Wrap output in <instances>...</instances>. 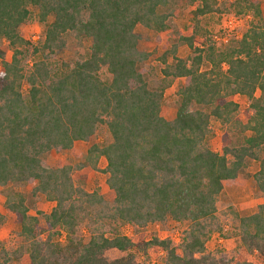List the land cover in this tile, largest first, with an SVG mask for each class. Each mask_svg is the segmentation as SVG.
<instances>
[{"label":"trees","instance_id":"1","mask_svg":"<svg viewBox=\"0 0 264 264\" xmlns=\"http://www.w3.org/2000/svg\"><path fill=\"white\" fill-rule=\"evenodd\" d=\"M184 2L195 6L193 24L165 53L171 62L159 59L157 79L146 64L149 54L138 47L136 27L159 40L177 0H0V46L6 41L13 49L8 62L0 48V188L5 210L20 227L17 252L12 256L1 247L0 264L13 258L22 264H135L132 250L162 252V264L234 262L225 253L208 252L206 243L223 230L216 205L224 184L243 177L252 162L258 163L253 181L264 194V26L256 0H234L235 14L250 13L253 22L240 40L218 49L198 21L220 11L216 0ZM30 8L43 25L35 47L18 32ZM69 41L78 57L72 65L57 64ZM180 45L190 50L184 60L176 56ZM177 79L183 83L168 120L163 96ZM237 94L249 100L244 119L237 118L239 106L231 100ZM212 120L223 128L220 152L207 144ZM100 127L109 141L92 144L78 169L106 175L111 203L98 190L76 184L71 165L46 161L87 142ZM101 158L106 165L99 170ZM25 187L29 192L20 190ZM37 196L53 204L49 213H29L28 199ZM3 220L0 214V225ZM168 220L183 226L177 245L121 233L126 225L143 229ZM235 221L245 254L235 264H255L254 253L264 259V204ZM61 233L64 241H55ZM110 252L119 256L110 258Z\"/></svg>","mask_w":264,"mask_h":264},{"label":"rangeland","instance_id":"2","mask_svg":"<svg viewBox=\"0 0 264 264\" xmlns=\"http://www.w3.org/2000/svg\"><path fill=\"white\" fill-rule=\"evenodd\" d=\"M234 0H216V6L219 8L216 13L206 17H198L199 24L203 25L209 32L211 38L210 43L216 48H224L230 41L240 40L244 33L249 28V24L253 18L252 15L242 14L236 15L231 6V2ZM261 11V23L264 26V0H256ZM194 5H187L184 0H177V6L175 16L168 22V30L159 35L157 40V34L151 30L144 28L143 26L136 27V33L139 35L138 47L141 51L149 54L146 62L147 66L154 68L158 74L159 79L160 68L162 64L159 59L162 56L166 57L168 63L171 62V58L166 56L170 46L176 42L177 38L191 29L193 21H191V14L194 10ZM30 19L21 24L18 29L20 35L30 42L32 45L38 46L43 36V25L37 20V9L30 8ZM52 21V17L47 19V23ZM258 21H256V24ZM84 49L89 46V42L85 41ZM197 46V45H196ZM1 51L3 59L10 61L13 53V49L8 45L6 41L1 43ZM176 56L181 59H186L190 56V50L186 45H180L177 48ZM78 57L75 51V43L69 41L67 47L59 51L56 55L55 62L60 64L61 62L72 65ZM1 62V60H0ZM33 62L32 57H29L24 62V71L30 70ZM209 66L203 67L208 69ZM226 65L222 64V69H225ZM103 77H106L102 73ZM183 80L177 79L172 82L163 96L164 100V115L165 118L170 120L175 115L174 102L176 100V92L182 85ZM256 96L258 92L256 91ZM231 100L238 104L237 118L244 119L249 112V100L242 95H233ZM212 134L208 140V147L215 151L220 152L221 146V134L223 131L222 126L212 120L210 123ZM109 135L105 127H100L95 135L87 142H76L71 150H64L58 153L50 154L46 157V161L52 167H58L63 164L71 165L74 168L73 179L74 182L80 183L84 190L92 192L98 190L105 201L111 203L114 198L112 190L106 185V175L100 171H86L85 168L78 169V166L82 164L83 157L87 149L94 143H107L109 141ZM264 148V145H263ZM106 165L105 159L101 158L98 162L99 170H102ZM258 169V163L252 162L244 171V176L237 179L235 182L224 184L223 190L217 199V218L220 221V225L223 227L221 233L214 232L211 234L209 240L206 243V249L208 252L225 253L232 258L235 264L238 261L243 260L245 254L238 242L237 230L234 228L236 224L235 217L249 216L257 211L259 205L264 204V194L258 192L255 183L253 181V174ZM21 191L29 192L30 188H20ZM30 214L36 215V211L39 210L43 215L49 213L53 204L48 202L43 196H37L29 198ZM4 195L3 190L0 188V214L3 216V223L0 225V248H5L12 256L17 252L20 242L18 232L20 230L19 224L15 219L7 213L4 208ZM39 218L40 227H44V220L42 215H37ZM236 226V225H235ZM183 229L181 224H177L171 220L166 221L164 225L148 224L143 229H136L131 226H123L121 233L136 237L141 241L148 242L153 237L159 239H168L174 245L179 243L180 233ZM64 233L54 237L55 241H64ZM87 238V236L84 234ZM228 239H225V237ZM135 264H162L163 253L158 254L153 251H147L146 254L135 252ZM13 253V254H12ZM18 254V253H17ZM110 258L118 257L117 252H110L107 254ZM252 260L255 264H264V259L257 253L252 255ZM8 264H22L19 259H12Z\"/></svg>","mask_w":264,"mask_h":264}]
</instances>
